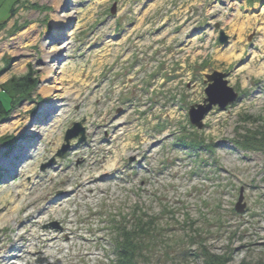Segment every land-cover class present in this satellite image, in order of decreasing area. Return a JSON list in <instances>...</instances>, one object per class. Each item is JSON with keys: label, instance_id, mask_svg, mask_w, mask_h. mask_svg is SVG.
Returning <instances> with one entry per match:
<instances>
[{"label": "rangeland", "instance_id": "obj_1", "mask_svg": "<svg viewBox=\"0 0 264 264\" xmlns=\"http://www.w3.org/2000/svg\"><path fill=\"white\" fill-rule=\"evenodd\" d=\"M0 23L1 102L37 83L0 120L1 252L48 235L20 264H113L124 230L132 264H264V0H0ZM213 72L238 98L198 130ZM74 123L86 141L56 157Z\"/></svg>", "mask_w": 264, "mask_h": 264}, {"label": "water", "instance_id": "obj_2", "mask_svg": "<svg viewBox=\"0 0 264 264\" xmlns=\"http://www.w3.org/2000/svg\"><path fill=\"white\" fill-rule=\"evenodd\" d=\"M114 8L111 10V14H114ZM227 42V36L224 35L222 31L219 32L218 43L223 45ZM205 79L207 82V87L204 90L205 98L201 104L191 106L188 111V117L191 125L196 127L198 130L203 128V121L205 116L212 110L213 107H218L220 110H223L227 106L233 104L237 98L238 94L228 85L226 80V74L213 72L211 75H206ZM83 123V122H82ZM82 123H74L72 127L67 129L64 138L63 144L60 150L57 152L56 157H63L66 152L71 148V141L76 140L78 144L84 143L86 141L85 129L82 126ZM132 161V160H130ZM54 164V158L41 166V170H45ZM59 195H63L59 193ZM243 200V189H240L239 198L235 205V211L237 213H242L245 204L242 203ZM51 228H58L56 224L49 225Z\"/></svg>", "mask_w": 264, "mask_h": 264}, {"label": "bare ground", "instance_id": "obj_3", "mask_svg": "<svg viewBox=\"0 0 264 264\" xmlns=\"http://www.w3.org/2000/svg\"><path fill=\"white\" fill-rule=\"evenodd\" d=\"M63 18L66 19L67 17L65 18V16L64 17L63 16H61V17L55 16L54 19L55 20H59V19L64 20ZM54 69L55 68L52 66L45 67V69H44L45 76H46L45 79L51 80V77H53L52 83H53V85H57L59 82H58L57 78L53 76ZM56 73L60 74L59 72H56ZM72 81L74 83H76V81H79L78 76L72 77ZM52 89H54V88L44 86L42 88L41 92H43V94H45V96H48ZM52 116H51L52 118L50 117V119H49V117L47 118V120L49 119L48 123L62 118L63 113L57 112ZM41 124H43V122H41ZM46 127H50V124L48 126L46 125ZM39 130L43 131V132L45 131L43 126L40 127ZM35 146L37 147V145H35ZM18 160H22V156H19L17 159H15V162ZM3 167L5 168L3 170L5 178H7V176L8 177H10L12 175L14 176V172H10L9 169L7 170V168H9L7 165H3ZM92 187H93V184L86 183L84 190L92 192V190H93ZM61 233H65V235H66V232H64V230H62ZM19 234H20V232H19ZM20 237H21V242L23 243V245H17L15 247H13L12 249H10L8 252H4V251L1 252V250H0V264H20L22 261H26V258H28V256H31L35 259H40L42 257L45 258L46 253L44 252V250L47 249L49 246H51L53 243V240H55L53 237L48 236V235H43L42 237H35V240L37 242L36 245H38V246H36L35 250L32 251V249L31 250L28 249V247L24 244L25 242L28 241V239L23 237V235H20Z\"/></svg>", "mask_w": 264, "mask_h": 264}, {"label": "trees", "instance_id": "obj_4", "mask_svg": "<svg viewBox=\"0 0 264 264\" xmlns=\"http://www.w3.org/2000/svg\"><path fill=\"white\" fill-rule=\"evenodd\" d=\"M14 5V2H13ZM12 7V5L10 6ZM13 8V7H12ZM10 8L9 13L7 14L6 18H11L14 14ZM5 18V19H6ZM3 22V21H2ZM3 23H0V28L2 27ZM33 73H28L25 76H22L17 79L12 80L13 91L15 95H17V99H11L9 96L8 101L10 106L5 107L0 99V120L4 119L3 117H7L12 109L15 108V104L20 103L23 99L26 98L28 91H31L36 86V80L32 76ZM2 93L6 94V92L2 91ZM114 251L113 254L115 256V260L113 264H132V249L133 247V238L126 234V231H121L114 236Z\"/></svg>", "mask_w": 264, "mask_h": 264}]
</instances>
